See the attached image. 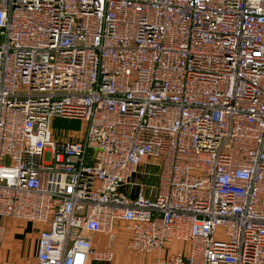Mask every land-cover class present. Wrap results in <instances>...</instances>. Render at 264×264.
I'll list each match as a JSON object with an SVG mask.
<instances>
[{
    "label": "built area",
    "instance_id": "obj_1",
    "mask_svg": "<svg viewBox=\"0 0 264 264\" xmlns=\"http://www.w3.org/2000/svg\"><path fill=\"white\" fill-rule=\"evenodd\" d=\"M0 217L35 264H264V0H0Z\"/></svg>",
    "mask_w": 264,
    "mask_h": 264
},
{
    "label": "crops",
    "instance_id": "obj_2",
    "mask_svg": "<svg viewBox=\"0 0 264 264\" xmlns=\"http://www.w3.org/2000/svg\"><path fill=\"white\" fill-rule=\"evenodd\" d=\"M1 225L4 227L5 232L0 240V264H35L36 238L41 225L19 219L13 220L0 217ZM115 226H118V224ZM92 240L96 247L104 244L99 234L94 235ZM115 251L117 256L110 263L88 260L87 264H148L155 260L152 254L131 256H124V254L120 256L117 248Z\"/></svg>",
    "mask_w": 264,
    "mask_h": 264
},
{
    "label": "rangeland",
    "instance_id": "obj_3",
    "mask_svg": "<svg viewBox=\"0 0 264 264\" xmlns=\"http://www.w3.org/2000/svg\"><path fill=\"white\" fill-rule=\"evenodd\" d=\"M83 124L81 121H75V120H69V119H58V118H54L51 121V128L53 130L54 135L59 139H63L68 137L69 135H67L68 133H71V136H77L79 134V132L82 130ZM70 138H74V137H70ZM102 237V242L105 241V237H103L102 235H100ZM117 245H115V249L117 248V250H119V255H124V256H131V255H147V254H135V253H127L124 252L122 249V245L124 243V236H119L117 238ZM176 248V244L175 243H169L166 244L164 247V251L165 252H171L172 250H174ZM121 252V253H120ZM115 256L116 255V251H115ZM114 256V257H115ZM113 257V258H114ZM114 261V259H113ZM110 263V262H109Z\"/></svg>",
    "mask_w": 264,
    "mask_h": 264
}]
</instances>
